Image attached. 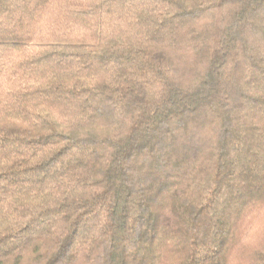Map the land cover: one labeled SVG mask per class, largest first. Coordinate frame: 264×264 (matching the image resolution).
I'll return each mask as SVG.
<instances>
[{"label":"trees","instance_id":"16d2710c","mask_svg":"<svg viewBox=\"0 0 264 264\" xmlns=\"http://www.w3.org/2000/svg\"><path fill=\"white\" fill-rule=\"evenodd\" d=\"M0 264H264V0H0Z\"/></svg>","mask_w":264,"mask_h":264}]
</instances>
